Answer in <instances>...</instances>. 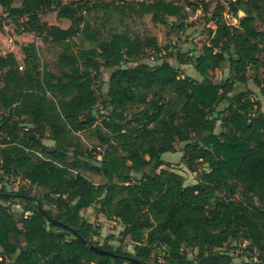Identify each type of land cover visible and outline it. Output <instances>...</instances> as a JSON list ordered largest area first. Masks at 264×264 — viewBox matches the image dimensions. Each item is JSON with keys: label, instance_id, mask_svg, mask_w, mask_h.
Instances as JSON below:
<instances>
[{"label": "trees", "instance_id": "obj_1", "mask_svg": "<svg viewBox=\"0 0 264 264\" xmlns=\"http://www.w3.org/2000/svg\"><path fill=\"white\" fill-rule=\"evenodd\" d=\"M13 1L0 5L16 30L39 32L60 50L51 62L57 72L38 63L33 43L22 48V69L12 52L0 54V182L18 178L44 191L30 200L23 189L9 193L1 187L0 264H232L226 244L237 238L247 244L244 264H264V111L250 89L236 91L247 83L248 69L262 64L264 28L254 25V13L263 0H234L228 9L237 18L234 25L220 21L224 7H217L209 16L216 25L208 42L188 53L178 50L177 39L160 46L156 34L140 37L121 29L103 38L89 14L112 0L100 7L92 0ZM197 2L122 0V8L150 15L156 32L171 17L180 34L191 25L184 23V5L196 11ZM49 12L68 26L49 24L43 18ZM77 35L92 45L77 44ZM161 50L166 54L151 62ZM171 55L177 67L169 63ZM143 58L150 63L138 61ZM226 60L228 74L214 81L210 74ZM126 61L134 64L120 65ZM185 64H193L200 78L182 74ZM102 67L111 71L101 100L105 130L95 129L102 151L94 152L83 149L78 134L97 120L93 84ZM46 133L52 147L43 142ZM176 143L190 171L206 167L192 184L162 167L168 164L162 154L175 152ZM85 170L103 182L93 183ZM13 195L22 200L21 209H14ZM93 204L118 220L117 235L98 241L100 228L82 215ZM156 248L160 257H153ZM188 248L197 249L194 259Z\"/></svg>", "mask_w": 264, "mask_h": 264}, {"label": "rangeland", "instance_id": "obj_2", "mask_svg": "<svg viewBox=\"0 0 264 264\" xmlns=\"http://www.w3.org/2000/svg\"><path fill=\"white\" fill-rule=\"evenodd\" d=\"M110 0H92V4L104 5L106 3H109ZM113 3H109L108 6H103L102 9L93 11L91 14H89V20L91 22V25L93 28H97L100 30L101 36L105 39L109 38L111 31H118L121 29H127L132 35H138L140 37L150 36L156 34L158 37V42L160 46H173V41H176V39L180 42H176V46H178V50H184V52H200V48L203 44L207 43L209 40V29H214L216 22L210 21L209 16L213 13L217 12V7L223 6L224 9L221 11V20H227V22H230V19L228 20L227 17L230 15L229 6L231 3H234V0H187V1H198V10L197 15L193 18H188L186 16L184 23H191L190 26L186 27L184 29V33H176L171 28V17H168L166 19V23L159 24L157 27V32L155 31V27L150 21V15L144 14L141 17L133 16L129 14L126 10V8H122V0H112ZM111 1V2H112ZM21 0H14L13 5L17 6L19 5ZM263 7L258 13L255 14V22L254 25L257 27V29L262 30L264 28V0L262 2ZM228 10V11H227ZM186 12V11H185ZM49 14V15H48ZM187 14V13H186ZM227 14V15H226ZM47 22L49 24L51 23H57V25H60L61 27H66L69 24L68 20H62L56 16L54 12L47 13ZM225 15V16H223ZM44 18V17H43ZM16 25V23H15ZM9 36H14L16 34L17 36H20L19 39H13L12 41V47L10 52H12L15 57L18 59V61L21 63L23 54H22V48L27 47V45L34 44L37 49V56L39 59V64L41 65L44 62H47L50 64L49 68L50 70L57 72L58 70L51 64V62L56 58L57 53L60 50V46L50 43V42H44L42 37L43 34L39 32L35 33H23L20 34L17 30L14 29V32H8ZM74 41L82 45L83 47H90L92 44L89 43L86 40L81 39V35H77V37L74 38ZM182 44V45H181ZM1 53V51H0ZM9 52L3 53L2 55H6ZM228 57V55L226 56ZM259 59L262 61V64L258 66L256 71L253 70L251 67L248 69L246 76H247V83L245 85H236V91L250 89L251 91V97L253 99H258L261 102V110L264 111V93L261 92V88L264 87V43H261L260 45V51L258 53ZM141 62L148 63L146 58H143L141 60H138ZM168 61L173 66L177 67V61L175 59L174 55H171V57L168 58ZM150 63V62H149ZM134 64V61H126L123 63H120L123 67H130ZM182 74L185 75H194V77H197L196 70L193 66V64H185V67L183 69H180ZM110 69L102 67L100 69V72L96 74L97 78L96 81L93 84L94 89L96 90V93L99 97V103L94 108V114L97 117V120L94 124V126L88 130L81 131L79 135V144L83 147V149H86L88 147H93L95 145H99V138L97 133L95 132L96 127L98 126L101 130H105L102 123V117L105 115V111L101 112V100L102 97L105 94L106 91V82L107 78L110 73ZM228 74V61H224L220 67L212 72L210 74L211 78L214 81H218L221 78H224ZM256 81L259 82V85L256 84ZM217 108H222V104L218 105ZM103 113V114H102ZM21 119H26L25 117ZM218 128L216 126L215 131H217ZM77 134V133H76ZM43 142L48 146L52 147L53 141L50 139L48 133L44 135ZM181 143H176V151L175 152H165L162 154V159L167 161V165L162 166L163 168H171L173 171L181 174L184 178V184H192L196 182V179L198 178L199 172L202 169H206L205 165L199 166L198 170L196 172L190 171L186 165L181 161ZM85 153V151H84ZM68 160H72V155H68ZM85 176L91 180L93 183H100L103 182V179L96 175L94 172L90 170L84 171ZM133 177L135 179H138L141 177V172H137L133 174ZM3 186L4 191L12 193L15 191H18L20 189L25 190L30 194L28 197L30 200H32L33 196H39L43 194V189L41 187H38L34 184H31L29 181L20 180L18 178L13 177H7L4 178L3 182H0V189ZM36 201V200H35ZM11 202H13L14 209L18 210L21 209L22 200L19 199L18 196L13 195ZM38 203V201H36ZM45 207H49L48 205H45ZM15 210V211H16ZM82 215L92 223L93 225L100 228V236H99V242H102V240L109 234L117 235L118 231L121 230L122 226L116 219H107L104 215L99 213L98 211V204H93L91 207L87 209L82 210ZM110 243L116 245L117 242L113 239L110 240ZM234 245V246H233ZM236 245V246H235ZM246 242L241 241L240 238H237V240L229 241L226 244V250L227 251H233V262L232 264H244L248 260V255H242L243 248L245 247ZM128 249L131 250V245H129ZM232 249V250H230ZM197 249L196 248H188L187 253L188 257L190 259H194ZM251 254L250 252L248 253ZM153 257H160L159 250L154 249L153 251ZM152 257V259H153Z\"/></svg>", "mask_w": 264, "mask_h": 264}, {"label": "built area", "instance_id": "obj_3", "mask_svg": "<svg viewBox=\"0 0 264 264\" xmlns=\"http://www.w3.org/2000/svg\"><path fill=\"white\" fill-rule=\"evenodd\" d=\"M138 1H143V0H138ZM184 9L187 13L188 18H193L197 15V12H199V10L197 9L196 11H192L189 6L184 5ZM227 15V14H226ZM225 16V15H223ZM227 19H230V22L228 23L227 20L226 22L228 24H236L237 23V18L236 16L230 12V15L227 17ZM14 29H17V26L15 25V22L13 21L11 14L8 10L4 9L1 5H0V51H1V55L6 52H10L11 47H12V41L13 39H19L20 36H17L16 34H14V36H9L8 32L13 33ZM166 54V50H161L159 51L156 55H152L149 57V60L151 62H155L158 59H161L164 55ZM19 69H22L23 66L21 63H19L18 65ZM94 148V152L96 151H102V147L100 146H95V147H89L90 150H92ZM100 154L96 155L97 159H100ZM234 198H236V196H234Z\"/></svg>", "mask_w": 264, "mask_h": 264}, {"label": "water", "instance_id": "obj_4", "mask_svg": "<svg viewBox=\"0 0 264 264\" xmlns=\"http://www.w3.org/2000/svg\"><path fill=\"white\" fill-rule=\"evenodd\" d=\"M55 223H57V224H59V225H62V223L61 222H58V221H56V220H53ZM88 247L89 248H91V249H94V250H96V251H98V252H100V253H105V254H108V255H111V256H117L116 254H114V253H112V252H109V251H107V250H104V249H97V248H95L94 246H92V245H88ZM136 261V260H135Z\"/></svg>", "mask_w": 264, "mask_h": 264}, {"label": "crops", "instance_id": "obj_5", "mask_svg": "<svg viewBox=\"0 0 264 264\" xmlns=\"http://www.w3.org/2000/svg\"><path fill=\"white\" fill-rule=\"evenodd\" d=\"M49 13H50V12H49ZM54 13H55V12H54ZM48 15H49V14H48ZM44 19L47 20V15L44 16ZM60 19H62V20H66V19H63V18H60ZM51 24H57V23H51ZM67 26H68V25H67ZM67 26H66V27H67ZM180 66H181L182 69L185 67V65H180ZM195 72H196V74H197V75H195V76H197V77H194V75H189V76H191V77H193V78H197V79H199V78H200L199 74L197 73V71H195ZM165 161H166V160H165Z\"/></svg>", "mask_w": 264, "mask_h": 264}]
</instances>
